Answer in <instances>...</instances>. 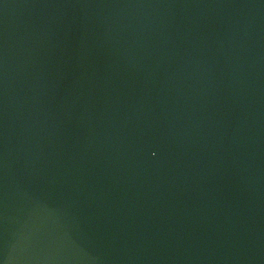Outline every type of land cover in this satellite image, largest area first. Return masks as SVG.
Instances as JSON below:
<instances>
[{"label":"water","instance_id":"95a60500","mask_svg":"<svg viewBox=\"0 0 264 264\" xmlns=\"http://www.w3.org/2000/svg\"><path fill=\"white\" fill-rule=\"evenodd\" d=\"M0 264H264V0H0Z\"/></svg>","mask_w":264,"mask_h":264}]
</instances>
